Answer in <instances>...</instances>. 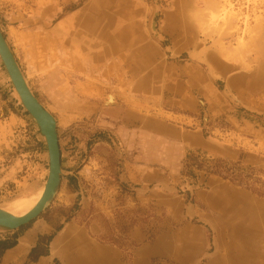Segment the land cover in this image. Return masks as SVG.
<instances>
[{"label":"rangeland","instance_id":"rangeland-1","mask_svg":"<svg viewBox=\"0 0 264 264\" xmlns=\"http://www.w3.org/2000/svg\"><path fill=\"white\" fill-rule=\"evenodd\" d=\"M0 31L61 166L0 264L24 236L7 264H264V0H0ZM47 175L0 61V208L28 211Z\"/></svg>","mask_w":264,"mask_h":264},{"label":"water","instance_id":"water-1","mask_svg":"<svg viewBox=\"0 0 264 264\" xmlns=\"http://www.w3.org/2000/svg\"><path fill=\"white\" fill-rule=\"evenodd\" d=\"M0 56L3 60L5 70H7L15 92H17L22 107L37 122L40 132L46 138L49 152V176L44 192L36 206L21 217L13 216L0 208V228L13 231L29 223L38 217L53 200L60 184L61 166L60 150L56 132V124L53 116L38 102L28 88L23 75L17 66L16 60L0 31Z\"/></svg>","mask_w":264,"mask_h":264},{"label":"crops","instance_id":"crops-1","mask_svg":"<svg viewBox=\"0 0 264 264\" xmlns=\"http://www.w3.org/2000/svg\"><path fill=\"white\" fill-rule=\"evenodd\" d=\"M87 32L88 31H87V29L85 27L84 34L88 35L89 33H87ZM94 36L96 37V35H94ZM90 42H92L91 39H90ZM87 43H89V41ZM115 45H116V43H115ZM111 50L112 51H114V50L117 51L118 49L111 48ZM106 52H107L106 50H102V49L98 50V49H96L95 52L93 53V57H90V58L91 59H97L102 53H106ZM112 60L113 59H110V58L107 59V61L105 63V64H107V62H109L106 65L107 67H109V66H113V67L116 66L117 67L118 66V62L117 61L113 62ZM21 242H23V244H21ZM27 246H30V242L28 240V237L27 236L21 237L18 240V243H17V245L14 248H12V249L8 250L7 252H5V255H4V258H3L4 262L7 264V263H10V262L13 263L14 261H18V257L16 255H20V254L23 255L24 253H26L27 252V248H26Z\"/></svg>","mask_w":264,"mask_h":264},{"label":"bare ground","instance_id":"bare-ground-1","mask_svg":"<svg viewBox=\"0 0 264 264\" xmlns=\"http://www.w3.org/2000/svg\"><path fill=\"white\" fill-rule=\"evenodd\" d=\"M155 10V9H154ZM155 12V11H154ZM153 23V22H152ZM154 24H152V26H153ZM154 27V26H153ZM151 31V30H150ZM101 34V33H100ZM155 35V34H154ZM157 35V34H156ZM159 37V36H158ZM158 39V38H157ZM160 40V39H159ZM6 41V40H5ZM8 45V44H7ZM91 55H93V54H91ZM96 55V54H95ZM15 59V58H14ZM0 61L2 62V64H3V60H2V58H1V56H0ZM17 63V62H16ZM3 66H4V64H3ZM17 66H18V64H17ZM19 67V66H18ZM4 68H5V66H4ZM6 69V68H5ZM20 69V68H19ZM21 71V70H20ZM6 72H7V70H6ZM22 73V72H21ZM7 74H8V72H7ZM23 75V74H22ZM8 77H9V80H10V82H11V84H12V81H11V78H10V76H9V74H8ZM23 78H24V76H23ZM24 80H25V78H24ZM26 82V81H25ZM27 84V83H26ZM12 86H13V84H12ZM28 86V85H27ZM29 88V87H28ZM16 94H17V92H16ZM18 95V94H17ZM18 98H19V96H18ZM20 100V99H19ZM39 102V101H38ZM20 103L22 104V102L20 101ZM107 103H109V104H111V103H113V97L112 96H109L108 97V100H107ZM25 109V108H24ZM30 115V114H29ZM31 116V115H30ZM32 117V116H31ZM33 118V117H32ZM54 118V117H53ZM55 119V118H54ZM33 120L35 121V119L33 118ZM35 123H36V125H37V127H38V129H39V133L41 134V132H40V128H39V126H38V124H37V122L35 121ZM55 124H56V121H55ZM56 132H57V130H56ZM41 136L44 138V140H45V144H46V150H47V155H48V175H47V179H48V176H49V161H50V159H49V152H48V148H47V142H46V138H45V136H43L42 134H41ZM57 138H58V136H57ZM47 179H46V183H47ZM46 183H45V185H46ZM45 185H44V187H43V190L41 191V193L39 194V196L37 197V199L35 200V202L33 203V206L28 210V211H26L25 213H23L22 215H16L15 214V212H10V211H7V210H5L6 212H8V213H10V214H12L13 216H16V217H21V216H23V215H25L26 213H28L30 210H32L35 206H36V204L39 202V200H40V198H41V196H42V194H43V192H44V189H45ZM58 191V190H57ZM225 193H227L226 191H224ZM231 192V191H230ZM222 193V192H221ZM231 197H234V196H231ZM228 198H229V196L228 195H226V197L224 198V200L223 199H219L220 200V202H221V204H222V206L223 205H225L226 206V204H225V202H226V200H228ZM241 200V199H240ZM234 202H237V200H236V197H235V200H234ZM247 204V203H246ZM228 205V204H227ZM253 206V205H252ZM246 207V206H245ZM226 208H227V206H226ZM247 208H249V207H247ZM254 208V209H253ZM252 209H253V211L256 213V212H258V208L257 207H253ZM244 216V215H243ZM240 217V216H239ZM249 224L247 223V224H245V235H249V232H248V230H250L252 227L251 226H248ZM1 229V228H0Z\"/></svg>","mask_w":264,"mask_h":264},{"label":"trees","instance_id":"trees-1","mask_svg":"<svg viewBox=\"0 0 264 264\" xmlns=\"http://www.w3.org/2000/svg\"><path fill=\"white\" fill-rule=\"evenodd\" d=\"M11 246H13V245H9V246H7V248H10Z\"/></svg>","mask_w":264,"mask_h":264}]
</instances>
